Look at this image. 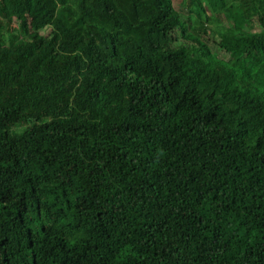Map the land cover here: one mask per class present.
<instances>
[{
    "label": "trees",
    "instance_id": "16d2710c",
    "mask_svg": "<svg viewBox=\"0 0 264 264\" xmlns=\"http://www.w3.org/2000/svg\"><path fill=\"white\" fill-rule=\"evenodd\" d=\"M0 264H264V0H0Z\"/></svg>",
    "mask_w": 264,
    "mask_h": 264
},
{
    "label": "rangeland",
    "instance_id": "374dc122",
    "mask_svg": "<svg viewBox=\"0 0 264 264\" xmlns=\"http://www.w3.org/2000/svg\"><path fill=\"white\" fill-rule=\"evenodd\" d=\"M174 4H175V6H177L178 5V0H174ZM50 31H51V29L48 28L46 30L41 31V34L47 35V34L50 33ZM224 58L228 59V57H225V56H224Z\"/></svg>",
    "mask_w": 264,
    "mask_h": 264
}]
</instances>
